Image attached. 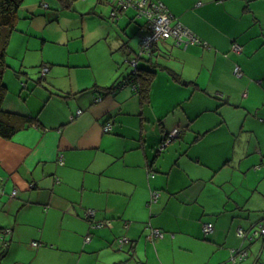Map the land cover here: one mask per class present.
Returning <instances> with one entry per match:
<instances>
[{"label":"crops","instance_id":"1","mask_svg":"<svg viewBox=\"0 0 264 264\" xmlns=\"http://www.w3.org/2000/svg\"><path fill=\"white\" fill-rule=\"evenodd\" d=\"M160 1L204 44L161 39L139 60L155 72L148 102L130 82L105 91L135 70L129 61L145 21L132 9L114 21L115 5L103 1L99 11L101 0L90 15H100L103 33L85 37L94 41L88 48L103 45L107 64L45 57L42 44L29 64L48 66L45 76L22 63L4 77L3 108L38 121L0 139V230H10L0 239L2 264L8 256L12 264H228L240 249L248 256L235 264H264V237L237 234L264 218V0ZM42 5L44 15L19 12L11 39L29 46V37L44 36L30 30V16L42 15L44 30L74 26L63 20L74 6ZM66 27L42 43L70 48L74 28ZM208 223L214 230L205 234ZM151 228L163 238L150 239Z\"/></svg>","mask_w":264,"mask_h":264},{"label":"rangeland","instance_id":"2","mask_svg":"<svg viewBox=\"0 0 264 264\" xmlns=\"http://www.w3.org/2000/svg\"><path fill=\"white\" fill-rule=\"evenodd\" d=\"M85 0H73V4H74V10L70 13H68L66 15V17L63 20L66 21H70L71 18L74 22V26L72 27L71 23H68V25H64L63 23H61V27H58V25H53L51 26L52 29H47L44 30V23L47 24V21H44L45 18H43V16H36V17H28V19H31V22H33V25L30 27V30L33 28L34 31L40 33V34H44V36H38V37H27L30 40V44L29 46L26 45L25 42L20 41L19 43V39H11L10 43H9V47L7 50V63H8V68L6 70V73L4 75V77L6 79H8V81H10L12 78H14V71H15V67H20L22 65V63L24 65H28L29 66V70H35L37 72H41L42 74V68H40V64L37 66H32L33 64H29V63H33L32 61V57H34L35 61H38L40 59V55L41 53L43 54V51H41L43 45L46 46L45 47V51H44V56L45 57H50L52 56V53L55 51L59 57V59L61 61H66V59L69 57H71V59H79V61H92L93 65H97V66H102L103 64H107V61H109V59L107 60V57H105L103 59V45L102 47L98 46V45H94L91 48H88L89 44H91L92 41L91 39H89L88 37H85V34H88L90 31H95L97 28H99L102 31L103 27H100V19L98 18L100 15H97V19H93L92 14L90 15L91 11H93V3H97L98 0H87V3H84ZM102 1V0H101ZM42 3V2H41ZM112 3V2H110ZM105 4V3H104ZM113 4V3H112ZM97 5H99V11L103 12V1L102 2H98ZM106 5V4H105ZM30 7V8H27ZM97 7V6H96ZM108 7V6H107ZM109 10V12H105V20H112L111 18V14H110V8H107ZM22 10V11H21ZM30 11H37L38 13H44L47 12L45 7L42 5L40 6V0H25L24 3L22 4V7L20 8L19 12H21L22 16L26 14V12ZM87 11V12H86ZM33 13V12H31ZM87 13V14H86ZM23 16V17H24ZM69 19V20H68ZM144 22V20H142ZM131 24H129L130 26ZM66 26L69 27V29L74 28V30H71V35L76 39L75 43H72L70 48L68 47V45L65 42H61L58 40H53L51 41V43L46 42V43H42V39H49V37H54L53 34L54 32H61V28H67ZM137 27V26H136ZM18 30V26L16 28ZM25 29H29L28 26H26ZM131 30L132 27L130 28ZM138 29V28H137ZM136 29V31H137ZM17 30H15L13 33L16 34L15 32H17ZM116 32H120V30L118 29V27L115 25V27H113L111 29V32L113 34H115ZM136 31L134 33H136ZM12 36V35H11ZM16 36V35H14ZM46 36V37H45ZM59 36V34H58ZM48 37V38H47ZM82 37L84 39H82ZM27 39V40H28ZM43 44V45H42ZM28 47V48H27ZM34 49H38L39 51L36 52ZM140 62H143V60H141ZM35 67V68H34ZM96 73V72H95ZM41 77V75H40ZM4 78V79H5ZM5 79V80H6ZM1 245V243H0ZM5 261H8V264H12L14 261L13 257H7Z\"/></svg>","mask_w":264,"mask_h":264},{"label":"built area","instance_id":"3","mask_svg":"<svg viewBox=\"0 0 264 264\" xmlns=\"http://www.w3.org/2000/svg\"><path fill=\"white\" fill-rule=\"evenodd\" d=\"M104 2H112L115 8L112 12V17L114 20H118L124 12L129 9L136 11L137 17L144 19L145 23L142 26V36L140 41V47L138 50L137 57L129 61L130 65L136 70L138 68L139 60L145 57H150L153 54V49L155 44L161 40H173L177 46H182L187 48L189 45L193 44H204L201 39L194 34L189 28L184 26L178 19H176L169 11V9L160 0H103ZM232 50L236 53H241L243 48L241 45L235 43L232 46ZM49 72V67L44 66L42 68V75L45 76ZM235 73L237 76L241 77L243 75L241 68L236 66ZM136 90V87L134 86ZM102 98L98 97L96 101H101ZM82 111L79 110L78 114ZM112 129V125L108 124L105 126L104 130L109 132ZM13 196L16 195V191L13 192ZM160 196L159 192H153L151 201H156ZM95 214L94 210L87 212L86 216H93ZM95 227V226H93ZM214 226L211 223L205 224L203 226V231L205 234L212 233ZM5 233H8L6 231ZM238 236L245 240L255 241L261 237H264V218L261 222L253 226L249 231L238 230ZM164 234L161 230L152 229L149 234L150 239H160L163 238ZM0 239L4 243V235L1 234ZM91 236H87L86 241L89 242ZM127 239L121 238L118 241V245L122 248L123 244ZM34 245H38L34 243ZM248 256L246 250H235L233 251V257L231 262L228 264H235L238 261L244 260Z\"/></svg>","mask_w":264,"mask_h":264},{"label":"trees","instance_id":"4","mask_svg":"<svg viewBox=\"0 0 264 264\" xmlns=\"http://www.w3.org/2000/svg\"><path fill=\"white\" fill-rule=\"evenodd\" d=\"M24 1L25 0H0V139H11L21 128L30 125L34 121H38V119H33L28 116H21L6 111L3 108L4 100L8 90L4 82V75L9 66L6 60L7 50L11 40V35L16 30L17 24L19 22V10L22 7ZM56 1L60 6L57 11H68L73 9V0ZM154 73L155 72L153 70L138 67L126 78L125 81L120 82L115 86L105 88V91L108 94H112L115 91L121 90L127 85L126 83L130 82V84L136 87V91L140 95L142 102H148L150 84L154 77ZM93 226L96 228L101 227L102 225L101 223H95ZM6 229L0 230V237L1 234L4 235L10 232V230ZM6 231H8V233H5ZM6 248V246L0 245V264H2V260L7 254Z\"/></svg>","mask_w":264,"mask_h":264}]
</instances>
